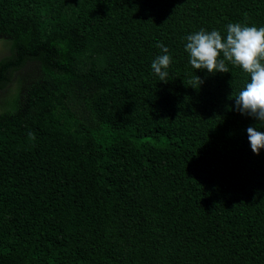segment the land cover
<instances>
[{"label":"trees","instance_id":"trees-1","mask_svg":"<svg viewBox=\"0 0 264 264\" xmlns=\"http://www.w3.org/2000/svg\"><path fill=\"white\" fill-rule=\"evenodd\" d=\"M236 22L264 0H0V264H264L250 78L185 52Z\"/></svg>","mask_w":264,"mask_h":264},{"label":"clouds","instance_id":"clouds-1","mask_svg":"<svg viewBox=\"0 0 264 264\" xmlns=\"http://www.w3.org/2000/svg\"><path fill=\"white\" fill-rule=\"evenodd\" d=\"M186 41L185 52L193 69H206L210 74L227 73V63H230L248 74L249 82L231 99L235 100L236 111L254 118L264 127V27L230 23L226 34L200 29L187 35ZM157 47L164 54L152 61L151 68L160 81L167 83L172 57L162 43ZM195 82L199 86L202 83L198 76ZM246 131L252 152L259 155L264 149V131H259L256 125L249 126ZM29 135L34 139V134Z\"/></svg>","mask_w":264,"mask_h":264}]
</instances>
